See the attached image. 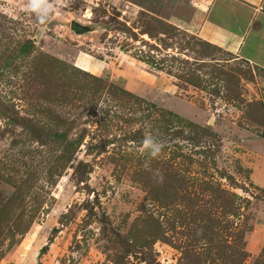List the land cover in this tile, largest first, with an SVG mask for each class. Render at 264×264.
<instances>
[{"label":"rangeland","instance_id":"374dc122","mask_svg":"<svg viewBox=\"0 0 264 264\" xmlns=\"http://www.w3.org/2000/svg\"><path fill=\"white\" fill-rule=\"evenodd\" d=\"M52 3L39 25L0 0V264H264V71L194 32L262 39L264 0ZM139 67L141 95L114 77Z\"/></svg>","mask_w":264,"mask_h":264},{"label":"crops","instance_id":"0c3cea01","mask_svg":"<svg viewBox=\"0 0 264 264\" xmlns=\"http://www.w3.org/2000/svg\"><path fill=\"white\" fill-rule=\"evenodd\" d=\"M203 21L201 24H198L196 29L194 30L195 35L197 38L202 39L210 44H214L217 47L221 48L222 50L226 51L227 53L233 54L235 57L242 59L243 61L247 62L248 64L255 66L264 71V38L257 39L262 24L253 23L251 18L241 22L240 30L241 35L239 37L238 42H240L239 46L237 47L238 42L233 45H228L226 40L223 38H215L213 37V33L204 32L208 34H203ZM249 37V38H248ZM248 40V41H247ZM85 62V67H88L90 70L102 73L101 71V64L98 62H94L91 60H83ZM143 71V72H142ZM115 78L120 79L121 87L126 89L127 91L134 93V94H142L144 93V89L147 86V82L154 83V86L162 80V76L156 75L155 72H151L150 70H143L140 67L137 70H134L133 75L130 76L125 74L124 72L118 70L117 73L114 75ZM146 78L150 79L146 81ZM158 78V79H157ZM166 80V78H163ZM146 82V83H145ZM261 101L263 103L264 108V90L261 95Z\"/></svg>","mask_w":264,"mask_h":264},{"label":"clouds","instance_id":"9594fccd","mask_svg":"<svg viewBox=\"0 0 264 264\" xmlns=\"http://www.w3.org/2000/svg\"><path fill=\"white\" fill-rule=\"evenodd\" d=\"M212 0H209V4H211ZM58 4H63L64 0H57ZM54 4L52 0H24V11L29 15L35 17L36 22L39 25H45L49 22L51 18V13L53 12ZM105 106L101 103L98 104V109H102ZM165 144L163 141L157 139L155 136L149 134L145 135L143 140L141 141V145L139 147V153L141 155L147 156L150 159H156L162 152ZM145 168L149 171H153V178L157 179V182H163V174L159 172V170H152L150 168V160H145Z\"/></svg>","mask_w":264,"mask_h":264},{"label":"trees","instance_id":"16d2710c","mask_svg":"<svg viewBox=\"0 0 264 264\" xmlns=\"http://www.w3.org/2000/svg\"><path fill=\"white\" fill-rule=\"evenodd\" d=\"M206 43H208V42H206ZM209 44V43H208ZM119 89V88H118ZM119 91H125V90H123L122 88H120L119 89ZM127 91V90H126ZM134 95V94H133ZM136 96V95H135ZM137 97H139V96H137ZM142 100H144L143 98H141ZM144 101H146V100H144ZM264 109V108H263ZM170 115H172V117H176L174 114H170ZM185 124H184V127H186L187 128V130H188V132L187 133H183V135L181 136V132H179L180 133V135H179V138H182V137H184V139H186V140H188V141H190V145L192 146V147H195L194 145H196L195 143L196 142H198L199 141V139H200V137H201V135L203 134V135H208V134H211V131H209L208 129H205V128H202V127H199V126H197V125H195V124H193V123H190V122H188V121H186V122H184ZM177 148H179V146H177ZM200 151V150H199ZM205 151H209V149H205V150H203V152H205ZM177 153V152H176ZM180 156L181 157H184V158H186L187 160H189V156H187V155H183V154H180Z\"/></svg>","mask_w":264,"mask_h":264},{"label":"water","instance_id":"95a60500","mask_svg":"<svg viewBox=\"0 0 264 264\" xmlns=\"http://www.w3.org/2000/svg\"><path fill=\"white\" fill-rule=\"evenodd\" d=\"M68 28L75 35H80L95 29V26L89 23H81L78 20L71 19L68 23Z\"/></svg>","mask_w":264,"mask_h":264}]
</instances>
